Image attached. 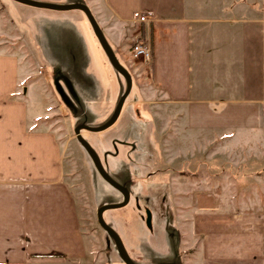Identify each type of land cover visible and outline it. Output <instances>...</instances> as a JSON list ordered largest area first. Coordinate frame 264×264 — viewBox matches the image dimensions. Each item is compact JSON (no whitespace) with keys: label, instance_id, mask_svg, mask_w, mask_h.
Instances as JSON below:
<instances>
[{"label":"crops","instance_id":"1","mask_svg":"<svg viewBox=\"0 0 264 264\" xmlns=\"http://www.w3.org/2000/svg\"><path fill=\"white\" fill-rule=\"evenodd\" d=\"M83 1L119 62L129 40L148 45L138 90L192 162L179 171L187 180L166 185L175 207L165 204L141 255L164 254L172 226L181 264H264V0ZM36 10L0 0V264H84L52 107L36 95L50 94L43 72L4 43L21 29L39 51L36 22L68 19Z\"/></svg>","mask_w":264,"mask_h":264},{"label":"rangeland","instance_id":"2","mask_svg":"<svg viewBox=\"0 0 264 264\" xmlns=\"http://www.w3.org/2000/svg\"><path fill=\"white\" fill-rule=\"evenodd\" d=\"M7 1L13 3L11 0ZM36 11L52 17L71 19L78 27L88 56L85 70L93 76L97 83L94 82V90L89 95H83L81 90L76 89L80 95L82 94L89 108L92 118L90 124L99 122L111 111L115 103L118 82L98 47L84 15L77 10L37 9ZM27 19L29 20L30 17ZM20 31L19 38L9 36L4 43L21 48V56L25 58V61L28 60L30 68L43 72V76L38 77L44 81L50 94H44L39 88L36 95L41 108L52 107L46 119L51 122L61 142L62 180L70 189L76 204L79 227L87 250L84 264H122L115 255L110 240L99 227L95 214L100 204L118 202L120 195L98 176L88 156L76 142L72 129L73 124L80 120V116L71 115L61 103L53 89L49 67L45 65L42 58L39 59L40 52L33 46L27 33L21 29ZM141 43L144 44L140 39L129 40L124 62L120 60L131 75L132 85L117 120L112 126L98 134L81 131V135L95 151L100 153L106 149L111 154L113 149L110 144L113 140H123L133 145L128 152L127 147L117 145L116 149L119 151L117 157L111 155L112 157L109 158L105 155L107 171L111 174H115L118 169L123 171V174L128 172L135 185L130 186L129 189L133 190L135 196L145 203L153 201L154 205L157 204L155 207L159 203L162 207L165 204L172 207L175 197L165 193L166 185L173 180H187L178 177L179 171H190L191 173L192 162H182L178 159L176 139L166 128L165 112L159 106L145 103L144 96L138 90L139 86L145 83L144 80L149 72V62L133 57L130 49L134 44ZM108 44L114 51L109 41ZM188 180L192 179L188 178ZM145 203L139 200V205H135L130 199L124 206L108 209L102 213L103 220L111 223L131 257L136 256L135 246L139 245L141 240H152L151 232L155 229L153 218L150 219V224L146 225L145 212H150V210L145 207ZM159 208L157 207L158 210ZM174 209L172 212L178 215L179 211Z\"/></svg>","mask_w":264,"mask_h":264},{"label":"water","instance_id":"3","mask_svg":"<svg viewBox=\"0 0 264 264\" xmlns=\"http://www.w3.org/2000/svg\"><path fill=\"white\" fill-rule=\"evenodd\" d=\"M18 4L50 11H80L102 51L107 64L112 69L117 82L118 94L111 111L99 122L90 124L92 120L89 108L82 96L89 95L95 87V79L86 72L87 52L85 42L73 21L68 19H47L42 18L36 22V44L43 62L50 69V77L53 89L61 103L69 110L71 115L80 116V120L73 124V134L78 145L88 156L95 172L110 187L116 189L120 195L119 202H108L100 204L96 209V221L104 231L115 255L122 264H181L178 254L177 234L170 226V238L165 253L151 255V258H144V255L130 257L126 252L118 234L114 231L111 223L105 222L102 213L108 209H115L124 206L128 202L129 188L132 184L128 172L123 174L120 169L115 174L107 171V168L100 162L98 154L81 135V131L98 133L106 130L117 120L123 102L130 92L132 78L128 70L119 62L101 29L92 16L88 6L83 0H11ZM91 76V77H90ZM97 83V82H96ZM81 90L78 93L77 89ZM88 117V119H87ZM116 153V148H114ZM105 153L103 154V157ZM146 225H149L150 214L147 211L145 217Z\"/></svg>","mask_w":264,"mask_h":264},{"label":"flooded vegetation","instance_id":"4","mask_svg":"<svg viewBox=\"0 0 264 264\" xmlns=\"http://www.w3.org/2000/svg\"><path fill=\"white\" fill-rule=\"evenodd\" d=\"M99 133V132H98ZM97 133V134H98ZM111 147H112V149H113V151H112V153L110 154L109 153V150H103L101 153L100 152H97L96 151V153L98 154V157H99V159H100V162H101V164H102V166L104 165L105 167H107V162H106V158H105V156L103 157V154L105 153V155H107L109 158H111L112 156L111 155H114V156H118V153H119V151L116 149V153L114 152V148H116L117 147V145H122V146H125V147H127L128 149H127V152L129 151V149H130V147L131 148H133V145H131L129 142H127V141H123V140H113V142H111ZM126 157H127V155H126ZM128 158V157H127ZM130 178H131V176H130ZM131 181H132V179H131ZM133 182V181H132ZM136 184V183H135ZM132 186H135V185H133V183L131 184V187ZM112 188V187H111ZM116 192H117V194H119L120 195V193L116 190V189H114ZM130 199H132V201L135 203V205H139V200H141V202L142 203H145L142 199H139L137 196H135V194H134V192H133V190H130L129 189V198H128V201L130 200ZM120 200H121V195H120ZM119 200V201H120ZM152 200V199H151ZM118 201V202H119ZM153 201H151V203L149 202L148 204L147 203H145V207H148L149 208V210H150V212H149V214H150V219L151 218H153L154 219V223H155V221L157 220V218H158V220H161V217L163 216V213H164V209H163V207H162V205H160V203L158 204V206L157 207H160L159 208V210H161V211H157L156 209H157V207H155L157 204H155L154 205V203H152ZM154 210H155V212H154ZM104 212V211H103ZM147 212V211H146ZM146 212H145V216L144 217H146ZM146 219V218H145ZM146 222V221H145ZM149 222H150V220H149ZM150 224V223H149ZM138 247L140 248V246L138 245V246H136L135 247V252H136V256H138V255H141L142 253H141V251L138 249ZM130 256V255H129ZM131 257V256H130ZM135 257V256H134ZM134 257H132V258H134ZM119 260V259H118ZM119 262H120V260H119Z\"/></svg>","mask_w":264,"mask_h":264},{"label":"built area","instance_id":"5","mask_svg":"<svg viewBox=\"0 0 264 264\" xmlns=\"http://www.w3.org/2000/svg\"><path fill=\"white\" fill-rule=\"evenodd\" d=\"M131 55L143 61H150V49L147 44H134L130 49Z\"/></svg>","mask_w":264,"mask_h":264},{"label":"trees","instance_id":"6","mask_svg":"<svg viewBox=\"0 0 264 264\" xmlns=\"http://www.w3.org/2000/svg\"><path fill=\"white\" fill-rule=\"evenodd\" d=\"M150 49V48H149Z\"/></svg>","mask_w":264,"mask_h":264}]
</instances>
